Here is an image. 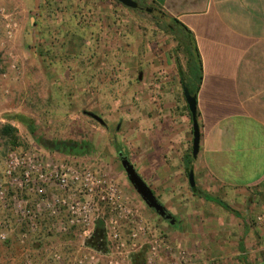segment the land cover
<instances>
[{"label": "rangeland", "instance_id": "rangeland-1", "mask_svg": "<svg viewBox=\"0 0 264 264\" xmlns=\"http://www.w3.org/2000/svg\"><path fill=\"white\" fill-rule=\"evenodd\" d=\"M136 1L141 5L136 9L117 0L104 2L110 12L105 21L88 13L77 17V0H0V129L12 124L18 136L15 143L0 136V264H199L194 249L204 237L187 232L179 214L185 209L159 199L175 222L158 215L137 192L118 156L124 152L152 185L155 167L165 157L171 162L178 149L160 145L163 131L154 126V104L163 90L173 88L182 97L175 66L176 59L186 64L181 31L142 9L148 7L145 1ZM146 54L155 55L160 68L153 67L152 58L146 64L151 83L144 94L139 75H145ZM143 98L153 104H144ZM140 133L151 144L140 141ZM10 153H37L49 163L105 175L121 189L123 209L82 196L92 204L90 231L78 222L69 226L63 213L51 217L47 206L67 192L46 184L42 202L22 175L17 181L6 178ZM188 197L199 212V224L207 221L202 210L207 214L218 208L215 202L203 205L191 192ZM25 206L36 213V229L20 219ZM193 239L199 241L195 247L189 243Z\"/></svg>", "mask_w": 264, "mask_h": 264}, {"label": "crops", "instance_id": "crops-1", "mask_svg": "<svg viewBox=\"0 0 264 264\" xmlns=\"http://www.w3.org/2000/svg\"><path fill=\"white\" fill-rule=\"evenodd\" d=\"M111 1L77 0V17L82 19L88 13L93 19L106 21L109 11H105L108 4L104 2ZM143 1L177 27L185 26L198 49L202 76L196 94L200 145L194 156L192 114L179 68L188 75L189 57L184 48L186 64L175 60L182 97L171 88L169 93L163 90L154 104V126L163 131L160 145L178 148L177 154L171 162L165 157V162L155 167L152 185L137 171L158 199L185 209L179 214L193 238L197 233L204 237L198 249L192 248L199 264H264V0ZM67 8L70 5L62 11L68 12ZM143 58L144 68L151 58L153 67L160 68L155 55ZM150 70L148 65L145 75H139L144 94L151 83L146 80ZM173 87H177L176 82ZM143 99L144 104H153ZM146 137L140 133L138 139L151 144ZM187 160L195 186L227 205L217 204L218 208L209 209L207 214L202 210L205 223L199 224V212L194 211L188 197L190 192L200 196L190 185ZM200 198L203 205L214 202ZM198 242L193 239L189 243L195 247Z\"/></svg>", "mask_w": 264, "mask_h": 264}, {"label": "built area", "instance_id": "built-area-1", "mask_svg": "<svg viewBox=\"0 0 264 264\" xmlns=\"http://www.w3.org/2000/svg\"><path fill=\"white\" fill-rule=\"evenodd\" d=\"M20 175L26 185L32 189L36 188L42 195V202L46 197L43 188L46 184L55 183L60 190L66 191L65 195L49 200L47 204L51 209L49 214L55 217L63 213V217L69 219V226H77L78 222L85 227V232L90 231L87 226L93 223L90 215L92 204L87 198H81L82 196H95L97 201L108 203L110 206L115 205L116 209L122 208V192L116 182L105 175H98L90 168L78 172L68 164L49 163L37 153L23 155L10 153L6 160L4 176L17 181ZM3 193L1 190L0 195ZM20 219L27 220L31 228L36 229V213L31 206H25ZM115 237H118V234H115Z\"/></svg>", "mask_w": 264, "mask_h": 264}, {"label": "water", "instance_id": "water-1", "mask_svg": "<svg viewBox=\"0 0 264 264\" xmlns=\"http://www.w3.org/2000/svg\"><path fill=\"white\" fill-rule=\"evenodd\" d=\"M121 4L129 7V8H139V3L136 0H117ZM142 9L152 13L156 17H160L162 19L165 16L159 11L153 8L142 7ZM184 93L189 105V110L192 114L193 120V130H194V140H193V155L197 156L199 152L200 145V129L197 120V98L192 95L187 87H184ZM90 116H92L95 120H97L101 124H105V121L97 114L93 112H88ZM118 156L121 158V162L123 167L126 170L129 180L136 188L137 192L142 196L144 201L155 210V212L161 217L170 220L171 223L175 222L173 215L167 210V208L162 204V202L155 196L154 192L150 188V186L145 182L142 176L137 171L136 167L133 165L128 156L124 155L123 152H120ZM189 182L192 188H195V179L193 172L188 173Z\"/></svg>", "mask_w": 264, "mask_h": 264}, {"label": "trees", "instance_id": "trees-1", "mask_svg": "<svg viewBox=\"0 0 264 264\" xmlns=\"http://www.w3.org/2000/svg\"><path fill=\"white\" fill-rule=\"evenodd\" d=\"M139 6H141L140 3H139ZM174 24L178 26L177 23L174 22ZM178 28L181 31L179 42L185 47V50L187 51V54L189 57V73H188V75H186L185 72L183 71V69L181 68V66H179L181 80H182L183 86L187 87L189 89L190 93L192 95L196 96V94L198 92V88H199L198 83L201 82V77H202L201 76V60H200L199 52H198V49L194 43V40L189 35L188 29L183 25L178 27ZM0 136L7 138L8 140L15 143L16 140L18 139L17 129L12 124H8V123L4 124L2 126V128L0 129ZM120 152H122V151H119V153ZM190 157H193V156L191 155ZM188 166H189V161L187 162V167ZM188 168H189L188 170L190 172L191 171L190 166ZM193 189H194L193 191L195 192V194L199 195L200 197H203L209 201H214L217 204H220L222 206L227 207V205L223 201L212 197L210 194H208L206 192H203L198 187H195Z\"/></svg>", "mask_w": 264, "mask_h": 264}, {"label": "flooded vegetation", "instance_id": "flooded-vegetation-1", "mask_svg": "<svg viewBox=\"0 0 264 264\" xmlns=\"http://www.w3.org/2000/svg\"><path fill=\"white\" fill-rule=\"evenodd\" d=\"M118 154H119V152H118ZM124 154V153H123ZM125 155V154H124ZM120 158V157H119ZM121 159V158H120ZM170 221V220H169Z\"/></svg>", "mask_w": 264, "mask_h": 264}]
</instances>
